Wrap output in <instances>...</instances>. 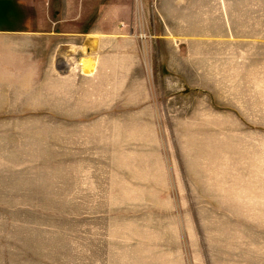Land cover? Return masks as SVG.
Wrapping results in <instances>:
<instances>
[{"label":"rangeland","instance_id":"rangeland-1","mask_svg":"<svg viewBox=\"0 0 264 264\" xmlns=\"http://www.w3.org/2000/svg\"><path fill=\"white\" fill-rule=\"evenodd\" d=\"M43 6L0 114V264H264V0Z\"/></svg>","mask_w":264,"mask_h":264},{"label":"crops","instance_id":"crops-1","mask_svg":"<svg viewBox=\"0 0 264 264\" xmlns=\"http://www.w3.org/2000/svg\"><path fill=\"white\" fill-rule=\"evenodd\" d=\"M43 3L44 0H0V114L5 113L2 106L7 104L6 93L12 94L16 84L18 89L28 88V82L34 79V67L39 66L40 59L29 52L35 50L36 38L44 34L39 29L30 31V24L33 18L37 23L44 18ZM8 100L11 103L12 96Z\"/></svg>","mask_w":264,"mask_h":264},{"label":"bare ground","instance_id":"bare-ground-1","mask_svg":"<svg viewBox=\"0 0 264 264\" xmlns=\"http://www.w3.org/2000/svg\"><path fill=\"white\" fill-rule=\"evenodd\" d=\"M84 68H87L88 70H85ZM84 68H83V72H85L89 76L94 72L95 65L85 66Z\"/></svg>","mask_w":264,"mask_h":264}]
</instances>
